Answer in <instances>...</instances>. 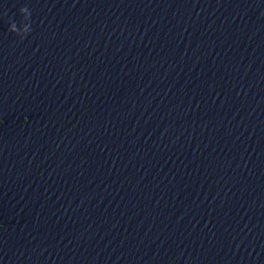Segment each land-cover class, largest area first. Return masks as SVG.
I'll return each mask as SVG.
<instances>
[{
	"label": "clouds",
	"instance_id": "clouds-1",
	"mask_svg": "<svg viewBox=\"0 0 264 264\" xmlns=\"http://www.w3.org/2000/svg\"><path fill=\"white\" fill-rule=\"evenodd\" d=\"M25 9L24 8H20V10L19 11H24ZM15 28V24H13V29Z\"/></svg>",
	"mask_w": 264,
	"mask_h": 264
}]
</instances>
